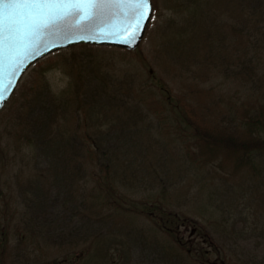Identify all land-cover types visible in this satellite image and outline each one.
<instances>
[{
  "label": "trees",
  "instance_id": "obj_1",
  "mask_svg": "<svg viewBox=\"0 0 264 264\" xmlns=\"http://www.w3.org/2000/svg\"><path fill=\"white\" fill-rule=\"evenodd\" d=\"M153 1L157 20L162 8L158 6L159 0ZM167 7L172 13L166 19L165 29L159 28L163 38H167L160 50L167 49L179 55L177 60L183 58L182 61L201 54L209 67L210 63L219 65L222 76L227 72L235 80H242L252 98L242 103L240 120L233 112L229 120L233 129H223L193 120L195 118L184 109L179 111L177 106H172L168 93L169 99L166 97L162 102L170 110L168 117L191 123L192 137L180 135L190 144L186 158L197 162L199 155L204 162L212 163L223 154L225 160L234 162L235 174L241 171V179L255 185L243 186V194L253 191L254 195L262 196L264 0H165V9ZM93 47L78 44L59 53L70 51L65 59L75 60L82 55L84 62H91ZM232 54L235 58L231 60ZM128 62L137 71L133 59L127 58L121 62V73L116 66L119 61L110 66L111 73L96 67L88 71L75 66L72 80L60 90H54L47 77L58 64H47L37 68L35 82L25 86L19 94L15 92L11 98L16 102L10 111L11 116H16L11 124L17 150L12 158L8 145L0 140V264L27 262L30 256L40 264H67L69 259L73 264H94L96 259L111 264L112 239L109 236L115 229H121L125 223L138 224L140 216L157 219V211L164 214V217L159 216L163 228L176 218V215L166 214L160 203L164 200L160 198L153 199L154 202L152 197L132 202L127 199L132 188H141L146 182L160 185V179H168L172 170L170 166L167 174L171 158L149 140L152 134L147 125L142 122L138 131L133 128L139 119L149 117L139 104L145 98L137 100L142 97L140 93L156 94V91L149 86L140 87L143 92L138 89ZM98 89L102 91L100 97H92V101L82 97L83 91L89 94ZM72 94L77 95V99ZM103 96L109 100L102 101ZM37 107L40 111H36ZM81 113L85 116L81 117ZM76 117L75 127L68 126ZM131 128L133 130H127ZM194 146L198 147V152L192 151ZM164 148L170 150L168 145ZM181 156L186 161L182 153ZM141 159L149 160L148 164L138 167L136 163ZM89 174H93L96 184L85 187L84 193L78 192ZM59 199L63 202V212L80 221L74 231L57 227L49 217L50 205L58 207ZM262 204L261 201L259 205L262 207ZM104 225L107 232L101 234ZM166 229L170 244L169 247L162 245L161 249L170 257V262L175 259L172 264H205L202 257L191 253L193 247L186 248L189 242L186 244L172 235L171 229ZM13 242L17 247L25 243L21 254L16 253L18 248L13 252ZM201 254L207 256L210 252L202 249ZM257 264H264V260Z\"/></svg>",
  "mask_w": 264,
  "mask_h": 264
},
{
  "label": "rangeland",
  "instance_id": "obj_2",
  "mask_svg": "<svg viewBox=\"0 0 264 264\" xmlns=\"http://www.w3.org/2000/svg\"><path fill=\"white\" fill-rule=\"evenodd\" d=\"M158 6L162 8L160 10L162 15L157 20L156 17L152 18L146 35L137 49L129 50L130 52L127 53L125 49L94 45L91 49L93 52V56H90L91 62H84L82 55L75 60L65 59L70 51L63 54L59 51L53 52L37 61L25 73L16 92L19 94L25 86L35 82L37 68L47 64H58L47 74V77L53 89L60 90L72 80L76 73L75 66L88 71L96 67L111 73L110 66L119 61L116 66L118 65L117 71L121 73V62L126 58L133 59L134 64L137 65V71L133 70L129 62L128 66L131 67L129 70L134 75L138 89L149 86L156 91V94H146L140 89L143 92L140 93L142 97L137 100L145 98L139 104L149 117L139 119V123H136L133 128L138 131L139 124L144 122L147 125L152 134L149 140L154 142L156 149L165 152L171 158V164L167 161V174L170 169L172 170L168 179L166 177L160 179V185L146 182V185L141 188H132L130 197L127 199L132 202L152 197L154 202L153 199L158 201L160 198L164 200L160 203L163 204L166 214L176 215V218L170 220L169 224L167 222L163 228L164 224L159 216L164 217V214L157 211L155 215L157 219L140 216L137 218L138 224L125 223L121 229H115L109 236L112 239L111 264H172L175 259L170 262V257L167 258L161 249L162 245L169 247L170 244L169 233L165 232L168 231L167 227L179 240L189 242L190 245L186 243V248L193 247L194 250L191 253L202 257L205 264H257L264 260V194L254 195L253 191L251 194L249 191L243 194L244 187H255V185L244 182L241 179L243 175L241 171L235 174L234 162L225 160L223 154L212 163L204 162L203 157L199 155L196 157L197 162L189 161L185 155L190 150V144L188 141L185 143L181 136L188 139L192 137L191 123L183 120L178 122L176 118L168 117L170 110L162 104L166 97L169 99L168 93H170L172 101H169L172 106H177L179 111L184 109L192 118H195L193 120L210 124L211 127L233 129L229 126L233 112L237 120H240L242 103L252 98L246 90V85H242V80H235L227 72H224L222 76L219 65L210 63L209 67V62L204 61L201 54L182 61L183 58L177 60L179 55H173L167 49L161 51L160 48L167 38H163L159 28L161 26V29H165L166 19L172 11L168 7V10L165 9V0H159ZM168 42L167 45L172 46L169 40ZM228 45L227 42L226 48L229 47ZM113 54L118 58L113 60L111 58ZM234 58L232 54L231 60ZM111 76L114 77L110 74ZM83 92L82 97L84 99L89 97V101L94 99L92 97H100L102 94L100 89L94 93L90 91L91 95L86 91ZM72 95L77 99V95ZM105 98L107 96H103L102 101H106ZM10 100L0 111V140L2 139L3 145H8L9 156L14 158V152L17 149L14 126L11 123L16 116H11L10 109L16 106V102ZM106 104L113 103L106 102ZM232 104L237 105L232 106ZM36 111L40 109L37 107ZM80 116L84 117L85 113H81ZM76 122L77 117L71 119L68 126L75 127ZM233 126L235 127V124ZM143 138L147 140L146 136ZM164 145H168L170 150L167 151ZM192 151L198 152V147H192ZM181 153L186 161L183 160ZM148 162L149 160L141 159L136 165L139 167ZM16 165V167L20 166ZM37 167L43 166L37 165ZM97 172L99 173L100 170ZM4 178L5 174L2 179ZM87 178V182L77 190L78 192L84 193L85 187L89 188L90 185L96 184L93 174H89ZM261 190L264 192V183L261 184ZM136 191L140 192L136 193ZM51 194L54 195V189L51 190ZM261 201L262 207L259 205ZM58 202L60 203L58 207L54 204L50 205L49 217L53 219L57 227H64L67 232L74 231L80 225V221L70 213L63 212V202L61 199ZM100 231L101 234L107 232V225H104ZM24 246L25 243L17 247L13 242L11 249L15 253V248H18L16 253L21 254ZM202 249L208 250L210 254L202 255ZM94 261V264H104L100 259ZM18 264H40V262L30 256L27 262H18ZM67 264H73V260L69 259Z\"/></svg>",
  "mask_w": 264,
  "mask_h": 264
},
{
  "label": "water",
  "instance_id": "obj_3",
  "mask_svg": "<svg viewBox=\"0 0 264 264\" xmlns=\"http://www.w3.org/2000/svg\"><path fill=\"white\" fill-rule=\"evenodd\" d=\"M0 0V20L16 22L14 37L0 29V110L17 89L22 77L39 59L80 43L111 45L135 50L141 44L152 16L153 0H48L52 4L82 6L83 15H67L54 28L35 30L43 19L67 13L68 9L18 7L9 10ZM44 0H38L43 3ZM85 37L80 39V37Z\"/></svg>",
  "mask_w": 264,
  "mask_h": 264
},
{
  "label": "snow or ice",
  "instance_id": "obj_4",
  "mask_svg": "<svg viewBox=\"0 0 264 264\" xmlns=\"http://www.w3.org/2000/svg\"><path fill=\"white\" fill-rule=\"evenodd\" d=\"M143 6L147 8L148 0H144ZM5 7L9 10L18 8V7H41V8H57V9H68L67 13H61L60 15L49 17L47 19L41 20L35 25V30L43 29H53L57 21L64 20L67 15H75L77 17L83 15L81 8L82 6L77 3L73 4H52L48 0H44L43 3H38V0H8ZM155 18V7L152 6V16L149 18ZM0 29H4L8 33V38L14 37V34L17 31L16 22L11 19L0 20ZM85 37L81 36L80 39Z\"/></svg>",
  "mask_w": 264,
  "mask_h": 264
}]
</instances>
